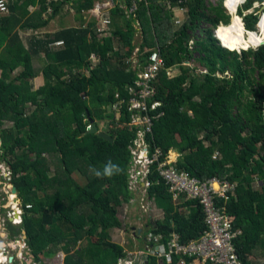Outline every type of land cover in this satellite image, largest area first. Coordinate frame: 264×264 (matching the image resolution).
<instances>
[{"label":"trees","instance_id":"16d2710c","mask_svg":"<svg viewBox=\"0 0 264 264\" xmlns=\"http://www.w3.org/2000/svg\"><path fill=\"white\" fill-rule=\"evenodd\" d=\"M6 1L9 14H0V127L9 121L13 127L0 134V160L11 169L24 208L22 224H8L12 240L26 231L37 261L50 245L47 254L64 245L66 264H118L126 256L125 246L110 240L109 231L125 228L119 209L132 197L130 147L137 134L127 108L123 106L117 117L112 106L129 98V88L138 78L128 60L136 48L142 65L151 54L147 50L158 48L166 68L157 84L162 105L154 113L163 115L147 137L151 151L161 148L168 154L178 148L179 168L202 181L216 177L237 183V196L219 199L218 205L227 207L234 226L243 231L236 241L243 263L253 264L252 256L264 255V86L254 88L249 77L257 71L264 82V46L234 50L219 35L230 24L228 0H142L137 12L141 44L136 19L126 18L125 9L117 5L110 12L122 17L125 29L100 38L93 20L77 17L86 26L64 28L44 40L32 37L28 49L21 31L44 28L48 20H43V13L51 7V15H57L66 0ZM94 2L77 0L75 10L82 13ZM131 2L125 0V6ZM254 2L248 0L243 11ZM34 7L38 9L31 11ZM176 7L188 8L179 28L172 16ZM237 16L246 30L256 31L258 15L239 11ZM202 21L215 27L216 37L206 30L207 38L197 42L203 54L200 62L208 72L194 74L184 63L196 59L190 32ZM40 50L47 62L41 70L44 84L34 89L30 80L39 73L32 59ZM175 66L181 73L170 78L166 69ZM18 68L22 71L13 75ZM219 72L228 75L221 77ZM245 92L250 97L243 103ZM90 119L99 131L107 127L103 132L113 141L90 133ZM76 175L86 183L79 184ZM151 180L149 193L164 219L150 224L149 233L163 236L164 242L172 233L185 243L199 238L206 229L203 206L198 201L175 205L158 174ZM95 237L101 241L94 243ZM83 239L86 248L72 253ZM179 261L176 256L173 264ZM149 264L159 262L150 258Z\"/></svg>","mask_w":264,"mask_h":264},{"label":"built area","instance_id":"2783aa9c","mask_svg":"<svg viewBox=\"0 0 264 264\" xmlns=\"http://www.w3.org/2000/svg\"><path fill=\"white\" fill-rule=\"evenodd\" d=\"M141 1L132 0L130 6H125L127 17L136 19L135 27L139 32L141 27L137 20V12ZM103 8L105 5L100 3L93 6L95 16L99 19L97 30L100 35L112 24L108 16L104 15L106 11L102 13V16L99 14ZM8 11V1L0 0V13ZM257 15L259 16L257 32H260L259 26L264 15L260 13ZM147 51H151L147 64L142 65L138 53H134L131 59L132 67L138 70V78L135 85L129 88V98L121 99L112 106L117 117L121 116L123 106L127 108L131 115L130 126L137 134L131 146L132 160L129 168L128 189L139 196L137 203L143 212H162L157 207L155 199L149 194V189L154 184L151 176L158 174L171 194L174 204L198 201L203 206L206 229L199 238L186 243L181 241L177 233H172L167 242H164L161 235L149 232L140 234L133 237L136 241L140 240L139 247L126 250V256L119 259L118 264H149L150 258H156L159 264L161 260H164L165 264H173L176 256L180 257L178 264H244L236 244L243 235V231L234 226L235 218L229 214L227 207L218 205L219 199L227 201L229 197L237 196V183L216 177L202 181L187 170L179 168L178 161L172 160L171 153L165 154L161 148H156L154 152L150 150L147 137L152 134L154 123L163 115V113L155 114L154 112L162 105V102L157 100V84L166 64L158 48ZM92 61L96 62L98 58L92 56ZM172 69H166L170 78L175 77ZM204 70L203 73L208 72ZM116 97L120 98L119 94H116ZM90 128L91 125L88 130ZM10 173L12 177L11 170ZM9 193L10 197H14L12 192ZM13 206L15 208L12 207L13 211L9 214L10 220L14 224H20L24 209L21 203H15ZM27 208H31V205H27Z\"/></svg>","mask_w":264,"mask_h":264},{"label":"rangeland","instance_id":"374dc122","mask_svg":"<svg viewBox=\"0 0 264 264\" xmlns=\"http://www.w3.org/2000/svg\"><path fill=\"white\" fill-rule=\"evenodd\" d=\"M58 1H61V0H58ZM76 1L77 0H71L68 2V0H66V2L64 3V6L62 7L63 9L60 10V13L57 16L55 15L56 16L55 18H54V15H51L52 14V8L48 6L49 8H48L47 13H43V20H48L47 27L45 26V28H43L41 30L38 29V30H35L33 32L27 33L26 37H24V39L26 40V42H25L26 46H29L30 39H28V38L30 36H36L37 38H39V39L42 38V40H44L43 38H46V37L50 38L55 32H58L56 30H58L59 28L86 26L85 23L82 22V24H81L80 20H78L79 17H80V19L83 17V12L82 13L76 12V10H75ZM123 1L124 0H95L94 4L100 3V4L105 5V8L101 9L99 11V14L102 16L103 15L102 13L104 11H106L107 13H105L104 15L108 16L110 21H112V24L109 25L110 28H108L106 31H104V33H101L100 38L110 36L112 34V31H114L117 28L125 29L126 26H125L124 21L122 20V17H119V16L114 17L111 15V12H110L117 5H119L120 3L122 4ZM246 1L247 0H243V1L239 2V4L243 3V2L244 3L240 4V6L238 4L239 8L237 7L236 15H237V12L239 13V11H242L243 15H248V14H252V13H254L256 15L260 13L262 16L264 15V5H263V2H260L259 0H255L252 8L249 9V11L248 10L243 11V6L245 5ZM231 2H232V0H229L228 10H227V12L229 11L228 14L231 16L230 23L232 21V18L234 17V15L232 14L233 10L231 8ZM122 8H124L126 11L125 6ZM178 8L183 10L182 13H184V18L186 21V19L188 17V8H181V7H178ZM37 9H38V7H34V8H31V11H34ZM91 9H93V7ZM176 9H177V7L175 8V10ZM6 14H9V11L4 13V15H6ZM84 16L89 18L88 13H84ZM172 16H173V22H174L175 28H179L183 24V23L181 24L182 21L180 23H177L178 18H176V16H175V11H173ZM95 18L96 19L94 22L96 24L99 23V19H97L96 16H95ZM126 18H127V14H126ZM85 20H89V19H85ZM206 30H212V32L214 33L215 27L211 26L207 22L202 21L199 25H197V27L195 28L194 31L190 32L191 38H192L190 45L192 46L191 48H193V50H195L194 56L196 59H193L191 61H187L184 64L187 65L189 68H191L192 69L191 73L195 72L194 74L203 73L202 71H205L204 66L200 62V58H202L203 54H201L200 52L197 51V50H199V46L197 45V42L200 40H205L207 38ZM22 36H23V34H22ZM141 39H142V34L140 32V33H138V39H137L138 44H140ZM262 41H264V37L262 38ZM238 45L243 46L242 44H238ZM231 46L233 47V49H235V47L233 45H231ZM259 46L260 45L253 46L251 48L257 49V48H259ZM242 51H240L238 53L242 54ZM131 59H132V57L129 58L128 60H131ZM114 62L119 63V60L114 59ZM45 64H47V62H46V59L44 57V52L40 50L38 55L33 58L34 69L38 73L42 70V68ZM180 73H181L180 66H175L172 69V74L174 76L180 75ZM40 75H41V73H40ZM217 75H219L221 77H225L228 75V73L224 74V73L219 72ZM249 77L254 82V88L264 86V82L261 81V78H260L259 73L257 71H254L253 73L249 74ZM34 85H36V84H34ZM248 97H250V94L248 92H245L244 96L242 97V102L243 103L246 102ZM108 123L109 122H106L107 126H108ZM2 124L4 126L0 127V134L2 133L3 130H6V129L13 127V122H10V121L7 123H2ZM102 126H104V125H102ZM107 129H108L107 127H105V126L103 127V131L107 130ZM206 144L208 145L209 143L206 142ZM1 145H2V139L0 136V148H1ZM170 152H171L170 155L172 157V160L178 161L180 158V155H181L180 149L175 148V149H172ZM1 155H2V151H0V156ZM30 158H33L32 155H30ZM9 169L10 168L8 167L7 163L1 162V160H0V208H1L0 209V248H1L0 251L3 252L6 256H8V257L10 256L12 258L11 259L12 263H9V261H8V262L0 263V264H25L27 261L31 262V256H29V254H31L30 246L28 245V248L25 249L26 244L23 242V240H26V239H24L26 237H24L22 234L20 237H18L17 240H12L11 239V232H10V229L8 227V224L10 222L7 220V216L12 211V207L15 208V206H12L11 208H9V206L12 204V202L8 200L9 199L8 189L10 188L9 183H11V181H10L11 173H10ZM75 178H77L78 183L81 185H84L86 183V181L84 180L85 178L81 177L80 175H76ZM256 186H258V183H256ZM131 194H132V197H131L130 202H124V204H122V206L119 209V216H120L121 220L123 221L125 228L124 229H112L109 231V235H110L109 239L112 240L113 242L117 243V244L125 246V248L127 250H132L137 246L139 247V245H140V240L133 241L132 236L134 235V232H138L140 229H142L143 233H145V232H147V230L149 231L150 224L154 223L155 221H159V220L164 219L163 211L162 212L157 211L154 213L143 212L142 209H140L139 204L137 203L139 196L135 193H131ZM51 227H53V225L48 226V228H51ZM70 235H71V233L67 234V236H70ZM92 241H94V243H99L101 240H100V238L95 237L92 239ZM85 243L86 242H84V239H83V241H80L77 244L76 249H74V251L72 253H75L76 250H78V249L79 250L85 249L86 248ZM27 244H28V239H27ZM4 246L6 248H4ZM9 246H11V248H8ZM50 246H48L47 249L43 253L40 254L39 261H37V260L35 261V262H37L36 264H66L67 254H65L64 247H63L64 245H60L56 251L52 252L51 254H47L49 252V250L52 248V246L51 247ZM261 254H263V253H261ZM259 256H260V254H258L255 257L252 256L251 257L252 261L254 259V261H256L257 263L264 264V258L259 257Z\"/></svg>","mask_w":264,"mask_h":264},{"label":"bare ground","instance_id":"6f19581e","mask_svg":"<svg viewBox=\"0 0 264 264\" xmlns=\"http://www.w3.org/2000/svg\"><path fill=\"white\" fill-rule=\"evenodd\" d=\"M241 1H243V0H232L231 8L233 10L232 14L234 15V17L232 18L231 23L227 27H225L224 30L219 31V35L222 34L223 40L229 42L231 45H233L235 47L234 50H236L239 46H241L238 44H242L243 47H245V48H248V47L251 48L253 46H258V45L261 46L264 44V41H262V38L264 37V18L261 21L260 26H259L261 33L256 32V31L246 30L244 28V26L242 25V23L240 22L241 20H239L240 18L236 15L238 4ZM228 2H229V0H228ZM227 4H229V3H227ZM263 5H264V3H263ZM227 10H228V8H227ZM217 33H218V31H217ZM232 49H233V47H232ZM243 50H245V49H243ZM15 199H16V197L12 198L11 202L13 203L15 201ZM4 261H5V256L0 253V263H3Z\"/></svg>","mask_w":264,"mask_h":264},{"label":"crops","instance_id":"0c3cea01","mask_svg":"<svg viewBox=\"0 0 264 264\" xmlns=\"http://www.w3.org/2000/svg\"><path fill=\"white\" fill-rule=\"evenodd\" d=\"M69 1H71V0H68V2ZM64 6V5H63ZM94 6V5H93ZM119 6H121V7H124L125 6V0L123 1V3L121 4H119ZM61 9H63V8H61ZM60 9V10H61ZM177 10V11H176ZM175 10V8H174V11H175V16H176V18H178V20H177V23H180L181 21V24L182 23H184V21H185V18H184V13H182V9H179V8H177ZM60 13V12H59ZM58 13V14H59ZM84 13H88L89 14V18H87V17H85L84 16ZM107 13V12H106ZM57 14V15H58ZM56 15V16H57ZM56 16H54V18L56 17ZM83 18H84V20L85 19H89V20H85L86 22H88V21H95V12L93 11V9H90V10H85V11H83ZM52 20V19H51ZM50 20V21H51ZM81 23V22H80ZM46 27H47V25H46ZM45 28V27H44ZM64 28H69V27H64ZM64 28H59L58 30H56V31H59V30H62V29H64ZM41 29H43V28H41ZM40 29V30H41ZM29 32H33L32 30H24V31H21V33H20V35H21V38H22V40H23V42H24V44H25V46H26V40L24 39V37H26V35H27V33H29ZM140 33V32H139ZM22 34H23V36H22ZM32 37H36V36H30L28 39H30V41H31V38ZM137 39H138V35H137ZM30 41H29V46H26V48L28 49V48H30ZM142 43V39H141V42H140V44ZM115 51H118L119 50V47H118V45H117V43L115 44ZM139 46V45H138ZM139 47H137L136 48V50H135V52L134 53H138L139 54V51H137V50H139L138 49ZM137 56V55H136ZM32 63H33V59H32ZM22 71V68H18L15 72H14V74L13 75H17V74H19L20 72ZM1 70H0V78H1ZM39 74H38V76L36 77V78H34V79H32V80H30V83L33 85V88L34 89H37V88H39L40 86H42L43 84H44V79H43V77H42V73H41V71L40 72H38ZM40 73H41V75H40ZM34 84H36V85H34ZM255 257V256H254ZM259 257H262V258H264V255H262V254H260V256ZM251 260V262L253 263V264H259V263H257L256 261H254V259H253V261H252V258L250 259Z\"/></svg>","mask_w":264,"mask_h":264},{"label":"clouds","instance_id":"9594fccd","mask_svg":"<svg viewBox=\"0 0 264 264\" xmlns=\"http://www.w3.org/2000/svg\"><path fill=\"white\" fill-rule=\"evenodd\" d=\"M248 1V0H247ZM246 1V2H247ZM245 2V3H246ZM229 12V11H228ZM0 14H4V13H0ZM243 19V18H242ZM258 24V23H257ZM245 25V24H244ZM258 31V27H257V25H256V32ZM214 36L216 37V32H215V30H214ZM219 41V40H218ZM220 42V41H219ZM261 46H264V45H261ZM260 47V46H259ZM250 49V48H249ZM114 105V104H113ZM112 112H113V114H114V116H117L116 115V113L112 110ZM120 117V116H119ZM136 139V138H135ZM135 139H134V141H135ZM134 141L132 142V145L134 144ZM131 145V146H132ZM130 150H131V147H130ZM151 150V149H150ZM171 151V150H170ZM169 153H171V152H169ZM168 153V154H169ZM131 156H132V153H131ZM132 159V158H131ZM11 170V169H10ZM12 180V177H11V179H10V181ZM10 185H14V184H12V181H11V183H10ZM10 193H8V195H9ZM150 194V193H149ZM14 195V197H10V195H9V201H11L12 200V198H15L16 197V199H17V195H15V194H13ZM19 197V196H18ZM15 203H21L22 204V202H13L10 206H9V208H11L12 206H13V204H15ZM157 205V204H156ZM176 205V204H175ZM22 207H23V204H22ZM158 207V206H157ZM159 208V207H158ZM1 209V208H0ZM24 209V208H23ZM160 209V208H159ZM12 211H13V208H12ZM11 211V212H12ZM10 212V213H11ZM9 213V214H10ZM8 214V216H7V220L10 222V223H12V225H15V226H20L22 223H20V224H14L13 223V221L12 220H10V215ZM23 215H24V211H23ZM23 215H22V222H23ZM147 232H149L148 230H147ZM146 233V232H145ZM140 234H144L143 233V230L142 229H140L138 232H134V235L132 236V237H136V236H139ZM23 236L24 237H26V238H24V239H26V240H23V242L26 244V247H25V249H27L28 248V244H27V239H28V235H24L23 234ZM14 244V243H13ZM4 248H6V247H4ZM8 248H11V246H9ZM7 250V249H6ZM0 253L2 254V255H4L5 256V261L4 262H8L9 261V263H12V261H10V259H11V257L9 256H6L3 252H1L0 251ZM29 256H31V262H26L25 264H36L37 262H35L36 261V259H35V257L33 256V254H32V252H31V254H29Z\"/></svg>","mask_w":264,"mask_h":264},{"label":"water","instance_id":"95a60500","mask_svg":"<svg viewBox=\"0 0 264 264\" xmlns=\"http://www.w3.org/2000/svg\"><path fill=\"white\" fill-rule=\"evenodd\" d=\"M259 1L260 2H263L264 0H259ZM90 123H91V128L89 129V132L90 133H99V135L101 137L105 138L106 140H109L110 142L113 141V139L108 134L104 133L103 131H99V127L97 126V124L95 123V121L93 119H90ZM12 193L15 194V195H17V199H15L14 202H21L20 198L18 197L17 187L15 185H12ZM23 234L26 235L28 233H26V231H24ZM0 250H1V248H0ZM11 259H10V261H12Z\"/></svg>","mask_w":264,"mask_h":264},{"label":"flooded vegetation","instance_id":"af4514ba","mask_svg":"<svg viewBox=\"0 0 264 264\" xmlns=\"http://www.w3.org/2000/svg\"><path fill=\"white\" fill-rule=\"evenodd\" d=\"M10 184V183H9ZM9 186V185H8ZM12 192V187L8 189V193ZM10 195V194H9Z\"/></svg>","mask_w":264,"mask_h":264}]
</instances>
